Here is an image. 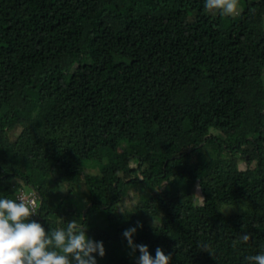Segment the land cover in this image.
<instances>
[{
  "label": "trees",
  "instance_id": "16d2710c",
  "mask_svg": "<svg viewBox=\"0 0 264 264\" xmlns=\"http://www.w3.org/2000/svg\"><path fill=\"white\" fill-rule=\"evenodd\" d=\"M239 3L0 0V195L82 224L98 264H136L137 221L170 264L264 250V0Z\"/></svg>",
  "mask_w": 264,
  "mask_h": 264
},
{
  "label": "clouds",
  "instance_id": "9594fccd",
  "mask_svg": "<svg viewBox=\"0 0 264 264\" xmlns=\"http://www.w3.org/2000/svg\"><path fill=\"white\" fill-rule=\"evenodd\" d=\"M209 14L235 16L239 0H204ZM19 181H17L18 183ZM71 188H64V190ZM31 194L15 198L0 195V264H98L97 257L106 254L104 242L91 238L87 229L74 219L65 226L46 231L44 224L32 217L37 214ZM155 220L153 222L154 227ZM143 227L137 221L123 232L129 248L139 255L136 264H170L171 253L157 247L153 255L147 244H137L134 235ZM245 232L240 240L247 242ZM204 250L211 252L208 247ZM212 253V252H211ZM246 264H264V250L244 257Z\"/></svg>",
  "mask_w": 264,
  "mask_h": 264
},
{
  "label": "rangeland",
  "instance_id": "374dc122",
  "mask_svg": "<svg viewBox=\"0 0 264 264\" xmlns=\"http://www.w3.org/2000/svg\"><path fill=\"white\" fill-rule=\"evenodd\" d=\"M240 8H239V12H240ZM239 12H238V14H239ZM238 14L235 15V17H237ZM255 26H256V28H258L260 30H263V28H264V20L260 21V23L255 24ZM204 35H205L206 38H210L211 39V37H212V35L209 33V30H205L204 31ZM228 161H229L228 162L229 169L232 170V173H234L236 171L237 172H241L240 170L241 169L244 170L245 167H246L245 161L242 158L239 157V154H234V153L228 154ZM240 177H241V175H240ZM26 192L27 193L22 194V195L27 196L29 191H26ZM32 192L33 191L31 190V192H29V193H32ZM196 194H198V192ZM131 205H132L131 202L127 203V206H131Z\"/></svg>",
  "mask_w": 264,
  "mask_h": 264
},
{
  "label": "built area",
  "instance_id": "2783aa9c",
  "mask_svg": "<svg viewBox=\"0 0 264 264\" xmlns=\"http://www.w3.org/2000/svg\"><path fill=\"white\" fill-rule=\"evenodd\" d=\"M31 194V196H32V198L35 200V203H36V205H37V201H36V195L32 192V193H28V195H30ZM27 195V196H28Z\"/></svg>",
  "mask_w": 264,
  "mask_h": 264
}]
</instances>
